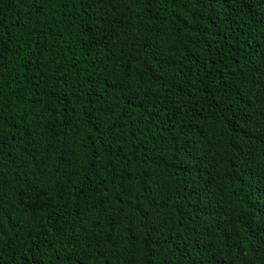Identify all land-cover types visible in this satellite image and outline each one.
<instances>
[{
  "label": "trees",
  "instance_id": "16d2710c",
  "mask_svg": "<svg viewBox=\"0 0 264 264\" xmlns=\"http://www.w3.org/2000/svg\"><path fill=\"white\" fill-rule=\"evenodd\" d=\"M0 264H264V0H0Z\"/></svg>",
  "mask_w": 264,
  "mask_h": 264
}]
</instances>
